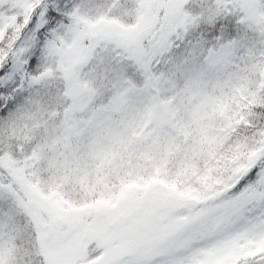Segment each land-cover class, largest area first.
<instances>
[{
    "label": "snow or ice",
    "instance_id": "1",
    "mask_svg": "<svg viewBox=\"0 0 264 264\" xmlns=\"http://www.w3.org/2000/svg\"><path fill=\"white\" fill-rule=\"evenodd\" d=\"M0 264H264V0H0Z\"/></svg>",
    "mask_w": 264,
    "mask_h": 264
}]
</instances>
